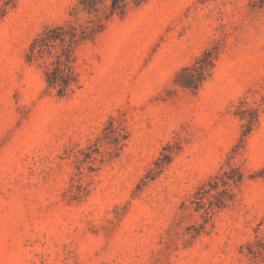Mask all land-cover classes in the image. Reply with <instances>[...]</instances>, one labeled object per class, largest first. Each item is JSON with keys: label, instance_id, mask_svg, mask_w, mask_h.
Listing matches in <instances>:
<instances>
[{"label": "rangeland", "instance_id": "374dc122", "mask_svg": "<svg viewBox=\"0 0 264 264\" xmlns=\"http://www.w3.org/2000/svg\"><path fill=\"white\" fill-rule=\"evenodd\" d=\"M75 2L21 0L0 21V264H264L249 248L264 246V0H149L77 48L82 88L60 98L26 52ZM207 50L211 75L184 88ZM241 102L259 106L247 137ZM111 118L126 137L82 165L75 198V162ZM229 165L245 174L237 201L191 240L193 195Z\"/></svg>", "mask_w": 264, "mask_h": 264}, {"label": "trees", "instance_id": "16d2710c", "mask_svg": "<svg viewBox=\"0 0 264 264\" xmlns=\"http://www.w3.org/2000/svg\"><path fill=\"white\" fill-rule=\"evenodd\" d=\"M21 0H0V21L5 19L15 9ZM149 0H76L69 10V18L60 24L47 25L34 36L27 52L26 61L29 64L37 63L43 71L46 90L55 92L60 98L71 96L82 88L80 74L77 70V48L91 41L103 30L105 22L114 17H124L131 11L146 5ZM218 52L205 51L193 67L185 68L181 76L184 88L198 90L207 80L215 68ZM240 118L243 121V137L249 136L259 124V106L241 102L239 107ZM124 129L111 118L109 124L95 143L82 152L83 159L75 163L78 169L77 192L73 197L81 198L88 194V188L82 183L84 174L82 165L97 162L104 163L106 156L112 151H102L100 147L111 146L116 150L125 139ZM176 150L168 144L162 151L161 157L154 162V167L147 173L145 179L153 181L158 178L172 163ZM97 155L98 157H96ZM230 171L225 176L216 175L207 183L201 185L191 199L194 211L200 214L203 223L192 226L191 240H196L202 234H208L207 227L214 228L216 213L229 208L237 201L235 188L245 182V174L241 167L229 165ZM92 171L93 167L90 166ZM75 182L76 179L73 178ZM183 208H188L184 203ZM254 256L264 257V246L261 241L249 245Z\"/></svg>", "mask_w": 264, "mask_h": 264}]
</instances>
